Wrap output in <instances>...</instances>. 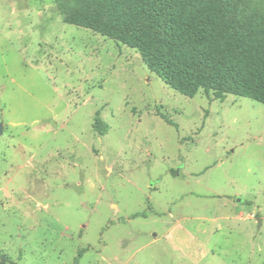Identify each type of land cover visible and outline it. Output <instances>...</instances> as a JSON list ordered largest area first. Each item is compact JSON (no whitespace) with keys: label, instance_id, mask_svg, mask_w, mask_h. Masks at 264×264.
Returning <instances> with one entry per match:
<instances>
[{"label":"rangeland","instance_id":"obj_1","mask_svg":"<svg viewBox=\"0 0 264 264\" xmlns=\"http://www.w3.org/2000/svg\"><path fill=\"white\" fill-rule=\"evenodd\" d=\"M245 17L264 41V0ZM0 256L264 264V105L185 97L55 0H0Z\"/></svg>","mask_w":264,"mask_h":264},{"label":"trees","instance_id":"obj_2","mask_svg":"<svg viewBox=\"0 0 264 264\" xmlns=\"http://www.w3.org/2000/svg\"><path fill=\"white\" fill-rule=\"evenodd\" d=\"M257 0H55L63 20L137 49L179 94L199 90L264 105V41L249 38ZM228 30L229 41L220 37Z\"/></svg>","mask_w":264,"mask_h":264},{"label":"water","instance_id":"obj_3","mask_svg":"<svg viewBox=\"0 0 264 264\" xmlns=\"http://www.w3.org/2000/svg\"><path fill=\"white\" fill-rule=\"evenodd\" d=\"M260 223H261V220H258V224H260ZM0 264H13V263L6 260L5 257L0 256Z\"/></svg>","mask_w":264,"mask_h":264}]
</instances>
